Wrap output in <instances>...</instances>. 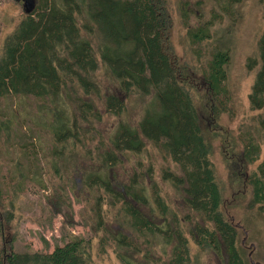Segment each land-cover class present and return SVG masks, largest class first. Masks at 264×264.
Returning <instances> with one entry per match:
<instances>
[{
  "label": "trees",
  "instance_id": "obj_1",
  "mask_svg": "<svg viewBox=\"0 0 264 264\" xmlns=\"http://www.w3.org/2000/svg\"><path fill=\"white\" fill-rule=\"evenodd\" d=\"M215 1L226 8L239 0ZM175 2L185 25L186 1ZM170 3L171 0H36L31 10H23L1 41L0 97L23 94L45 100L50 110L52 156L60 161L70 152L92 159L91 149L85 147L97 136L95 123L101 116L89 97L97 95L91 76L99 64L123 94L121 98L105 95L104 113L118 116L125 109V98L152 92L155 106L142 113L136 126L117 125L107 147L96 155L98 169L87 173L84 180L86 187L98 191L93 208L95 230L102 232L99 250L103 252L111 241L120 264H135L121 255L122 250L138 251L132 238L119 230L113 233L104 224L106 213L101 206L118 205V221L126 223L131 235L146 240L160 237L166 244L174 241L164 264H197L192 246L216 255L223 253L225 264H246L237 244L238 227L225 209L247 197V209L256 207L264 213V155L253 169H248L258 159L259 146L264 151V29L256 42V57H248L245 62L248 71L254 69L246 96L248 108L262 115L253 122L252 133L236 137L219 126L228 102L225 81L229 54L213 48L201 55L194 47V62L179 56L171 41ZM207 24L193 31L186 26L190 44H200L210 37L212 22ZM213 140L217 141L226 172L228 198L224 197L225 180L217 176L212 159ZM145 142L160 151L180 173L165 168L161 179L181 190L184 205L200 220L189 227L187 234L155 189L152 198L165 224L161 226L110 187L106 170L119 161L120 155L142 152ZM97 144L103 146L100 139ZM10 189V197L0 191V264H95L90 239L81 236L47 253L14 251L18 217L13 204L17 191ZM124 192L137 203L146 202L141 193ZM141 256L144 260L136 264H149L147 252Z\"/></svg>",
  "mask_w": 264,
  "mask_h": 264
},
{
  "label": "rangeland",
  "instance_id": "obj_2",
  "mask_svg": "<svg viewBox=\"0 0 264 264\" xmlns=\"http://www.w3.org/2000/svg\"><path fill=\"white\" fill-rule=\"evenodd\" d=\"M186 1L187 18L184 22L176 9L177 2L170 3L172 28L171 41L176 53L183 59L195 61L192 48L205 55L213 48L229 54L225 88L228 102L226 111L222 113L219 126L226 128L236 137H245L252 133L253 122L262 115L261 111L248 108L247 93L251 84L254 69L248 71L245 66L248 57H256V42L264 29V0H239L222 8L215 0H180ZM36 0H0V44L23 14V10L33 7ZM183 22V23H182ZM212 25L210 37L200 44H190L186 36V26L196 30L198 26ZM207 24V26H208ZM95 43V39L92 38ZM204 58L206 56H203ZM91 80L97 95H89L100 116L95 123L98 128L93 142L85 147L91 149L92 159L81 154L68 153L57 161L52 156V138L50 132V110L45 100L31 95L6 94L0 97V191L11 196V189L17 191L13 210L18 217L16 237L13 243L17 252H50L67 240L81 236L90 239L91 256L95 264H120L113 251L111 241L102 252L98 248V240L102 236L95 230V211L93 202L98 195L95 188L84 185L86 175L98 169L96 155L107 147L119 123L136 126L142 113L155 106L152 92L148 95L129 96L124 99L125 109L118 115L104 113L103 99L107 94L122 97L117 82L104 70L101 64L92 74ZM152 104V106H151ZM257 141L258 138L254 136ZM101 140L102 147L97 144ZM213 140L214 157L217 176L225 180L224 197L228 198L226 172L219 155V146ZM259 144V142L257 141ZM96 145V148L93 147ZM96 154L94 155V153ZM264 155L259 146L258 159L248 169H253ZM57 166V167H56ZM56 167V168H55ZM55 168V169H54ZM168 168L180 174L162 153L145 142V149L137 155H120L119 161L106 170L112 191L126 200L155 225H165L161 221L153 202L152 191L161 194L163 202L171 213L179 219L184 233L194 222H200L184 205L183 193L168 182L161 179V172ZM18 185L17 187L15 185ZM128 192L136 191L145 196L144 204L137 203ZM247 197L239 204L225 212L232 216V222L238 227V242L246 264H264V213L258 208L247 209ZM106 213L104 224L111 232L116 230L128 235L138 247L137 252L121 251V255L132 263H142L143 251L147 252L149 264H164L169 257L170 246L160 237L155 239L137 237L129 233L126 223L118 221V205L101 206ZM108 210V213L106 212ZM190 219L187 221L185 219ZM125 219V218H124ZM191 252L196 255L197 264H225V255L214 254L210 250L199 251L192 246Z\"/></svg>",
  "mask_w": 264,
  "mask_h": 264
},
{
  "label": "water",
  "instance_id": "obj_3",
  "mask_svg": "<svg viewBox=\"0 0 264 264\" xmlns=\"http://www.w3.org/2000/svg\"><path fill=\"white\" fill-rule=\"evenodd\" d=\"M250 263H251V264H254V262H252L251 260H250Z\"/></svg>",
  "mask_w": 264,
  "mask_h": 264
}]
</instances>
